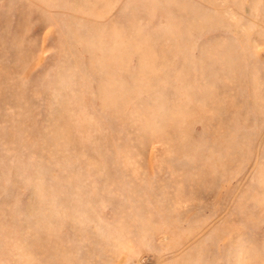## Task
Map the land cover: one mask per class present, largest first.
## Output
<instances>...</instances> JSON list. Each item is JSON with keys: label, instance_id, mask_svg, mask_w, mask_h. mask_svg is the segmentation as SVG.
<instances>
[{"label": "rangeland", "instance_id": "rangeland-1", "mask_svg": "<svg viewBox=\"0 0 264 264\" xmlns=\"http://www.w3.org/2000/svg\"><path fill=\"white\" fill-rule=\"evenodd\" d=\"M0 264H264V0H0Z\"/></svg>", "mask_w": 264, "mask_h": 264}]
</instances>
